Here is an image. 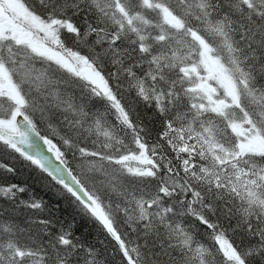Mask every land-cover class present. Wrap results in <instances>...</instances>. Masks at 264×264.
<instances>
[{"label": "snow or ice", "instance_id": "6c2138e0", "mask_svg": "<svg viewBox=\"0 0 264 264\" xmlns=\"http://www.w3.org/2000/svg\"><path fill=\"white\" fill-rule=\"evenodd\" d=\"M0 264H264V0H0Z\"/></svg>", "mask_w": 264, "mask_h": 264}]
</instances>
